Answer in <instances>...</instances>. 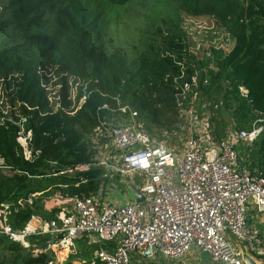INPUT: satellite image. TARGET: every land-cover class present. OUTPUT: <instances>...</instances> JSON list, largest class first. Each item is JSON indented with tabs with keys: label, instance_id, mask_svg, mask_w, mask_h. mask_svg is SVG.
Masks as SVG:
<instances>
[{
	"label": "trees",
	"instance_id": "obj_1",
	"mask_svg": "<svg viewBox=\"0 0 264 264\" xmlns=\"http://www.w3.org/2000/svg\"><path fill=\"white\" fill-rule=\"evenodd\" d=\"M133 1L0 0V36L5 39L0 81L12 120L0 126V209H18L9 218L15 229H22L33 215L49 221L57 213L68 214L65 208L45 210L43 201L58 195L64 201L97 196L111 180L99 166L93 144L99 115L115 117L102 110L104 105L116 111L117 100L130 105L150 135L181 125L175 81L182 70L185 81L197 75L194 89L214 106L219 98L213 92L222 96L238 131L264 120V0H170L187 14L218 20L235 39L228 54L211 50L200 61L187 56L184 36L172 37L162 52L153 46L134 56L108 52L102 37L114 9ZM23 119L32 131L31 160L23 154L14 124ZM250 149L248 171L264 177V131ZM39 239L37 246H45L47 239ZM7 240L0 236V247L23 253L22 264H49L55 258L34 257Z\"/></svg>",
	"mask_w": 264,
	"mask_h": 264
},
{
	"label": "built area",
	"instance_id": "obj_2",
	"mask_svg": "<svg viewBox=\"0 0 264 264\" xmlns=\"http://www.w3.org/2000/svg\"><path fill=\"white\" fill-rule=\"evenodd\" d=\"M185 75L182 70L176 78V102L182 122L190 121L192 131L181 151L153 140L138 112L119 100L117 111L108 104L102 107L122 114L117 123L99 115V133L93 140L109 141L103 160V153H98L99 166L106 170V178L139 175L143 203L117 206L102 203L98 195L74 198L66 216L47 221L33 215L22 229L9 224L10 215L18 209L12 211L4 205L0 236L31 251L34 257L62 250L74 253L75 242L83 238L113 247L98 250L92 264L183 262L194 249L218 264H247L246 257L264 258L262 233L249 217L252 205L264 216V177L252 175L244 164L245 155L264 131V120L251 130L217 139L207 124L197 121L193 100L197 75L192 81H185ZM240 90L248 93L243 87ZM10 109L4 82L0 81V126L12 122ZM26 123L23 119L14 124L19 127L23 154L31 160L32 131ZM58 199L63 197L58 195ZM32 238L35 242L46 238V245L38 247ZM49 264H55L54 259Z\"/></svg>",
	"mask_w": 264,
	"mask_h": 264
},
{
	"label": "rangeland",
	"instance_id": "obj_3",
	"mask_svg": "<svg viewBox=\"0 0 264 264\" xmlns=\"http://www.w3.org/2000/svg\"><path fill=\"white\" fill-rule=\"evenodd\" d=\"M111 20L106 35L102 37V44L110 53L119 52L134 56L148 46H153L157 51L162 52L164 51L163 47L172 43V37L177 39L179 36H184V41L187 44L185 48L187 56H194L200 61L208 58L207 54L211 50H220L223 54H228L235 45V39L221 22L213 17H195L187 14L182 11L180 4L170 0H135L124 7H115ZM4 43V37L0 36V48ZM213 94L219 98L218 106H214L216 104L204 96L201 91L199 92L198 88L194 89L193 100L198 124H207L214 137H216L215 132L217 135L224 133V137L230 133L235 134L238 131L236 118L230 110L223 108L222 96L216 91ZM132 110L136 111L133 108ZM113 115L115 117L109 121L117 123L122 114L114 113ZM190 125V121L189 123L183 121L181 125L176 124L170 129L166 128L162 131L157 129V132L155 131L157 135H150L146 131L145 125L144 129L153 140L164 142L176 152L183 149L186 139L191 134ZM202 128L206 127L202 126ZM108 142L106 138L93 140L99 155L103 153L100 157L101 160L106 157L105 151L109 146ZM251 153L252 149H249L244 157V164L248 167L251 163L249 160ZM142 185L143 180L139 175L133 177L113 176L108 183L106 181L104 189L98 196L102 199V203L125 205L135 200L133 193L130 192L131 187L139 189ZM43 206L47 211L55 208H65L66 211H69L73 207L71 200L64 201L56 197L43 201ZM2 216L3 209H0V218ZM56 216L60 217V213H57ZM40 242H35V244ZM29 252L31 255V251ZM22 256L21 252L0 248V260L5 264H22ZM259 261L264 264V258Z\"/></svg>",
	"mask_w": 264,
	"mask_h": 264
},
{
	"label": "crops",
	"instance_id": "obj_4",
	"mask_svg": "<svg viewBox=\"0 0 264 264\" xmlns=\"http://www.w3.org/2000/svg\"><path fill=\"white\" fill-rule=\"evenodd\" d=\"M134 188H135L134 186L131 187L130 192L133 193L135 197L134 192H132ZM249 217L252 221L253 226L256 227L262 233V236L264 239V216L261 214H258L257 211H255L254 206L252 205L250 206V209H249ZM7 243L9 245L8 240H7ZM3 245L1 247H3ZM102 248H110L111 250V248L113 247H111V245L100 246L97 244H92L86 238L78 239L75 242V252L74 253H71L69 250L58 251L55 255L54 261H55V264H92L95 253ZM27 252L30 253L29 251ZM260 261L259 259H256L254 257H246L247 264H250V262L261 264ZM198 262L199 264H218V263L212 262L206 254H203L200 251H197L196 249H194L192 254L189 257H187V259H185L183 262H169V261L160 260L156 263H153V262L151 263L152 264H198ZM140 263L147 264V262L142 261V260H140L139 264ZM0 264H5V263H3L2 260H0Z\"/></svg>",
	"mask_w": 264,
	"mask_h": 264
},
{
	"label": "water",
	"instance_id": "obj_5",
	"mask_svg": "<svg viewBox=\"0 0 264 264\" xmlns=\"http://www.w3.org/2000/svg\"><path fill=\"white\" fill-rule=\"evenodd\" d=\"M133 192L135 194V201L137 203H143L144 202V197L143 195L140 193V191L136 188L133 189ZM250 264H256L254 262H250Z\"/></svg>",
	"mask_w": 264,
	"mask_h": 264
}]
</instances>
